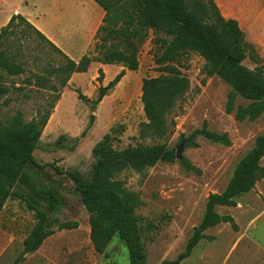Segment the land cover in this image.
I'll use <instances>...</instances> for the list:
<instances>
[{
  "label": "rangeland",
  "instance_id": "374dc122",
  "mask_svg": "<svg viewBox=\"0 0 264 264\" xmlns=\"http://www.w3.org/2000/svg\"><path fill=\"white\" fill-rule=\"evenodd\" d=\"M229 2L230 14L238 21L249 44L242 63L249 68L263 66L264 71V0ZM21 4L22 0H0V27L8 13ZM57 15L61 16L63 26H68L72 41L82 37L80 26L88 18L87 8ZM19 28H25V32L9 36V41H13L11 49L17 50L20 59L26 62V72L5 77L8 93L0 98V119L20 110L24 120L29 121L54 100L52 93L26 83L29 70L41 72L43 66L55 65L60 55L49 44L40 42L24 24ZM168 40L162 32L148 29L138 52V68L127 69L99 102L95 101L98 85H106L120 70L112 74L120 64L108 65L106 76L99 81L95 65L70 78L33 150L39 165H29L28 170L38 185L51 189L59 200L58 209L48 211L49 219L76 225L61 228L58 222L53 223V233L40 247L25 253L22 241L36 221L35 213L21 198L9 196L0 212V264H129L127 248L117 235L103 252L94 250L89 237V214L73 181L55 169L78 171L84 180L91 181L95 163L92 148L106 133L116 149L166 142L175 152L172 162L158 161L143 172L125 169L115 176L141 201L135 214L146 264H264V179L240 194L236 206L216 207L218 213L231 215L237 228L221 222L206 229V237L199 240L190 254L174 262L199 223L208 194L224 189L238 160L264 130V111L252 121H238L233 112L226 111L230 86L216 75L206 77L202 70L205 60L195 51H185L175 61L157 63L163 43ZM166 64L176 67L189 79V89L169 113L174 121L171 133L164 138L142 137L140 124L146 117L141 80L168 74ZM74 89H79L89 101L80 100ZM245 103L236 98V104ZM204 121L210 130L227 133L230 144L211 142L200 136L196 139L198 146L192 147L179 140L180 134H189ZM181 158L187 159L195 169H187ZM261 164L264 166V157ZM21 190L18 186L17 191Z\"/></svg>",
  "mask_w": 264,
  "mask_h": 264
},
{
  "label": "trees",
  "instance_id": "16d2710c",
  "mask_svg": "<svg viewBox=\"0 0 264 264\" xmlns=\"http://www.w3.org/2000/svg\"><path fill=\"white\" fill-rule=\"evenodd\" d=\"M105 11L94 42L78 59L73 60L35 28L20 13L12 14L7 23L0 27V98L8 93L5 77L26 72L25 61L17 50H12L9 36L24 33V24L34 36L60 55L55 65L43 66L41 72L29 70L26 83L33 84L53 94V102L29 121L24 120L17 110L12 116L0 119V212L6 199L15 195L21 198L35 213L36 221L23 238V252L36 251L44 239L53 233L48 211H56L59 200L55 193L41 185L29 174L28 166L39 164L33 157L43 128L55 102L66 87L73 73L87 71L92 62L120 64L121 69L106 85L97 87L96 102L111 90L124 76L126 70H136L139 65L138 52L148 29L160 31L169 37L156 62L164 64L175 61L185 51H195L204 60L203 73L206 77L218 76L231 91L226 102V111L233 112L238 121L254 120L264 111L263 66L249 68L242 63L247 44L244 33L235 18L224 17L214 0H94ZM166 75L144 77L141 80V101L146 121L140 124V136L164 138L174 126L169 113L176 101L189 89V79L169 64ZM96 79L104 72L97 69ZM204 82V80H202ZM77 96L83 102L89 99L79 89ZM245 104H236V98ZM211 142L229 145L227 133L210 130L204 121L189 134H180L179 140L187 146H198L197 137ZM95 158L94 175L91 181L83 179L78 171L61 170L74 183L75 191L88 212L89 237L96 252H103L108 242L117 235L128 251L129 264H146L145 248L141 239L135 208L141 203L138 196L128 191L115 176L125 169L143 172L158 161L172 162L173 149L166 142L128 145L122 149L112 146L108 133L93 146ZM264 130L254 139L252 147L238 160L232 174L221 192L209 193L203 215L194 226L185 249L174 262L187 257L204 231L221 222L237 228L231 215H222L217 206H236V198L253 189L256 182L264 179ZM187 169H195L190 162L181 158ZM21 186L22 190L17 191ZM74 222L59 223L61 228L75 227Z\"/></svg>",
  "mask_w": 264,
  "mask_h": 264
},
{
  "label": "crops",
  "instance_id": "0c3cea01",
  "mask_svg": "<svg viewBox=\"0 0 264 264\" xmlns=\"http://www.w3.org/2000/svg\"><path fill=\"white\" fill-rule=\"evenodd\" d=\"M214 1L224 17L234 18L233 15L230 14L231 3L229 0ZM84 7L88 9L89 15L87 20L80 26V30H82V37L72 41L68 34V26H63L61 16L57 14L67 13ZM16 13H20L24 18H26L27 21L40 30L68 57L73 60H78L94 42V35L102 22L105 11L94 0H35L31 3H29L28 0H22V4L19 7L14 8L8 13L2 22V25H5L10 16ZM42 15H46L48 18L41 17ZM93 65H95L96 69L101 68L106 76L107 67L110 64L92 62L90 66ZM119 69H121V66L118 65L112 74H115ZM75 74L76 73H73L71 78Z\"/></svg>",
  "mask_w": 264,
  "mask_h": 264
},
{
  "label": "water",
  "instance_id": "95a60500",
  "mask_svg": "<svg viewBox=\"0 0 264 264\" xmlns=\"http://www.w3.org/2000/svg\"><path fill=\"white\" fill-rule=\"evenodd\" d=\"M179 155H180V151L177 150V152H176V156H179Z\"/></svg>",
  "mask_w": 264,
  "mask_h": 264
}]
</instances>
